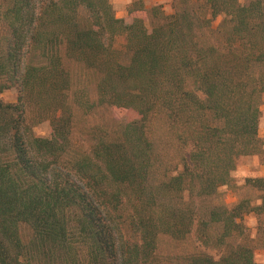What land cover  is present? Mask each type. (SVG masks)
I'll return each instance as SVG.
<instances>
[{
    "label": "trees",
    "instance_id": "1",
    "mask_svg": "<svg viewBox=\"0 0 264 264\" xmlns=\"http://www.w3.org/2000/svg\"><path fill=\"white\" fill-rule=\"evenodd\" d=\"M173 5L119 19L110 0H0V264H257L264 236L241 221L261 207L196 203L262 146L264 0ZM11 89L16 103L1 98ZM96 107L131 116L86 147L76 112ZM194 227L217 257H160L161 236Z\"/></svg>",
    "mask_w": 264,
    "mask_h": 264
},
{
    "label": "rangeland",
    "instance_id": "2",
    "mask_svg": "<svg viewBox=\"0 0 264 264\" xmlns=\"http://www.w3.org/2000/svg\"><path fill=\"white\" fill-rule=\"evenodd\" d=\"M202 3V0H195ZM241 4H245L247 0H240ZM113 11L119 19L129 18L130 10L141 11L135 12L133 16H139L146 19L150 18V14L155 11L171 15L174 13L173 0H142L143 6L139 7L138 0H110ZM223 17H217L214 21V27H217ZM9 30L6 26H2L0 30V48L5 47ZM118 43L124 42V37L118 38ZM90 94L95 98V87L90 86ZM6 103H16L18 92L16 89H11L4 92L1 96ZM264 105V99H263ZM36 111V110H35ZM31 115V118L35 117ZM131 116L130 113L122 109L113 107H96L91 112L84 113L83 111L76 112L75 117V137L83 144L87 145L99 137L104 136L105 131L117 133L121 124ZM264 117V111L262 117ZM34 132L42 138L50 137L51 131L48 122L38 124ZM262 146L256 155L242 157L239 159L237 168L232 175L230 184L220 188L218 193L205 201H198L196 209L198 212H205L207 209L214 206L234 205L242 200H247L252 206L261 207V210L254 211L246 215L242 219V223L247 229L251 237L257 235L264 236V140ZM258 179L257 184H246L247 179ZM20 236L24 243L28 244L33 238L32 229L28 225L20 227ZM201 251L209 255L217 257L218 250L205 248L195 237V227L193 228L189 239L186 241H176L168 236H161L159 239L158 252L162 259L169 262L182 261L185 255ZM254 259L257 264H264V247H259L255 250Z\"/></svg>",
    "mask_w": 264,
    "mask_h": 264
},
{
    "label": "crops",
    "instance_id": "3",
    "mask_svg": "<svg viewBox=\"0 0 264 264\" xmlns=\"http://www.w3.org/2000/svg\"><path fill=\"white\" fill-rule=\"evenodd\" d=\"M261 111H264V105L262 103L261 106ZM259 137L264 140V117L261 118L260 120V125H259V131H258Z\"/></svg>",
    "mask_w": 264,
    "mask_h": 264
}]
</instances>
